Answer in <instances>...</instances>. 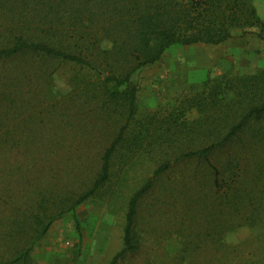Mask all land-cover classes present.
<instances>
[{
  "label": "trees",
  "instance_id": "1",
  "mask_svg": "<svg viewBox=\"0 0 264 264\" xmlns=\"http://www.w3.org/2000/svg\"><path fill=\"white\" fill-rule=\"evenodd\" d=\"M254 3L0 0V264H32L57 220L72 214L79 228L78 208L112 199L146 160L152 174L130 193L109 264L138 256L141 234L162 224L181 239L172 264H264V69L209 77L141 121L134 81L173 47L219 46L249 29L264 41ZM63 64L89 76L45 103L41 85ZM244 227L261 235L226 242Z\"/></svg>",
  "mask_w": 264,
  "mask_h": 264
},
{
  "label": "rangeland",
  "instance_id": "2",
  "mask_svg": "<svg viewBox=\"0 0 264 264\" xmlns=\"http://www.w3.org/2000/svg\"><path fill=\"white\" fill-rule=\"evenodd\" d=\"M254 4L264 19V0H255ZM256 33L255 29L234 30L233 37L219 46L171 48L158 63L146 67L134 78L139 87L137 121L172 112L187 96L199 91L209 77L225 73L240 77L246 70L252 74L263 70L264 47L258 45ZM102 47L110 49L111 43L102 42ZM88 76L89 73L76 66L60 65L51 85H41L40 97L45 103H51L70 94L76 82ZM152 170L153 164L144 161L137 165L125 184L112 186L111 191H115L112 199L103 194L79 207L76 211L79 228L72 214L57 220L35 246L32 264H109L123 247L124 217L130 193L151 176ZM169 230L162 224L155 231L142 233V252L122 264H172L181 239L169 234ZM260 235L255 229L244 227L225 240L236 245ZM212 249L214 246L208 247Z\"/></svg>",
  "mask_w": 264,
  "mask_h": 264
},
{
  "label": "crops",
  "instance_id": "3",
  "mask_svg": "<svg viewBox=\"0 0 264 264\" xmlns=\"http://www.w3.org/2000/svg\"><path fill=\"white\" fill-rule=\"evenodd\" d=\"M258 45H260L261 47H264V41H262V40H260V41H258ZM250 74H252V71H245V72H242V75L241 76H244V75H250Z\"/></svg>",
  "mask_w": 264,
  "mask_h": 264
}]
</instances>
